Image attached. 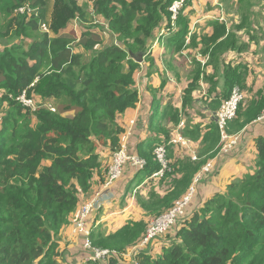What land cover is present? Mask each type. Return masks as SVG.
I'll return each instance as SVG.
<instances>
[{
    "label": "trees",
    "instance_id": "trees-1",
    "mask_svg": "<svg viewBox=\"0 0 264 264\" xmlns=\"http://www.w3.org/2000/svg\"><path fill=\"white\" fill-rule=\"evenodd\" d=\"M86 1L109 32L131 39L125 41L127 47L102 46L100 33L87 30L73 48L74 38L64 30L73 19L84 20L79 0H0V264H66L65 252L58 250L60 233L72 222L81 198L90 195L95 183L105 182L109 156L121 148L126 131L118 119L139 103L136 78L140 63L129 52H143V59L152 63L151 42L166 29L172 30L166 42L173 52L198 47L190 59L191 80L183 90L182 110L190 107L199 79L216 77L219 65L224 78L221 98L228 97L234 85L243 86L247 67L240 62L225 63L222 56L247 49L238 31L252 25L251 8L260 0H235L237 20L212 19L210 32L199 38L190 32L184 7L176 27L170 26L169 7L174 0ZM50 3V33L41 32ZM232 3L219 0L227 13ZM207 65L213 67V74L206 73ZM210 83L212 90L208 91H213L217 82ZM23 92L39 100L35 108L19 102ZM217 98L216 94L215 104ZM156 101L148 114L149 136L137 144V155L145 165L135 168L136 178L153 177L160 169L153 150L164 144L168 169L159 181L169 187L162 195L155 187L148 194L136 195L137 204L152 219L187 193L194 176L220 149L216 121L203 132L199 124H186L183 134L198 138L201 147L196 160L177 159L174 144L168 142L181 109L169 103L160 108ZM45 102L54 110L44 106ZM263 107L264 87L256 97L240 103L236 117L227 123L228 133L241 131L258 118ZM254 146L250 172L231 178L224 190L209 195L180 225L138 247L135 263L264 264V135L254 138ZM148 222L128 220L109 233L96 230L91 234L92 245L113 249L116 254L79 262L132 264L123 256L140 242Z\"/></svg>",
    "mask_w": 264,
    "mask_h": 264
},
{
    "label": "crops",
    "instance_id": "crops-1",
    "mask_svg": "<svg viewBox=\"0 0 264 264\" xmlns=\"http://www.w3.org/2000/svg\"><path fill=\"white\" fill-rule=\"evenodd\" d=\"M207 1L219 5V0ZM262 4H264V0H260L258 4L253 5L251 8L252 25L238 31L242 41L247 44V49L241 52L228 51L222 56L225 63L229 62L233 65L240 62L247 67V70H244L243 73L244 81H242L243 86H241L244 97L242 103H247L251 98L256 97L258 91L262 90L264 87V6L260 11L254 10L256 6ZM216 16V18H220L222 12ZM228 16H231V14L227 13L226 18L222 16L223 19L221 18L220 21L231 22V20L236 21L238 18V16L232 18ZM195 17L200 20L201 25L204 23V15L200 14V12H196ZM210 19L212 20L213 18ZM190 20H192V16H190ZM208 22L202 27L201 25L197 27H191V25H189L190 32H195L198 35L197 38H199L201 33L208 34L211 30V26H209ZM250 35L252 37H250ZM164 37L154 44H152V42L155 38L152 40L151 47L153 48V52L151 55L153 62L150 63L144 58L138 70L136 89L139 94V103L137 107L127 110L122 117L118 119L119 123L126 129L122 136V146L129 157L138 156L137 144L149 136L147 130L148 114L152 105L157 100L156 102L159 104L160 108L169 103L174 108L178 107L181 109L180 121L172 131L169 140L171 141L174 137L180 135L186 140V143H172L169 141L174 144V156L180 160L187 157H190L191 160H196L201 143L198 138L195 140L191 139L185 136L182 131L186 124H199L203 132L206 125L215 121V112L224 99L220 97L221 89L224 84L222 65L218 66L219 70L216 73V77L205 80L202 78L199 79V87L192 93V103L190 107L182 110L183 90L191 80L190 73L192 64L190 59L196 55L198 47L183 49L179 53L173 52L170 45L166 41H163ZM167 37H169V35ZM186 39L188 40V38ZM196 58L201 60L200 56ZM169 63L172 64L171 68L169 67ZM205 71L207 74L214 73V69L210 65L206 66ZM210 81L217 82L213 91H208L209 89L212 90ZM216 94L219 97L217 98L219 103L215 104L213 100H215ZM48 102H53V100L49 99ZM260 115L257 119L246 124L236 135L234 134L235 140L226 151L218 152L207 161L210 163L211 167L208 171L200 173L199 178H201V181L197 184V192L193 193L191 200L185 207L186 216L188 213L200 207L202 202L213 192L224 190L225 184H227L231 178L240 177L254 168L256 156L254 138L264 135V118H259ZM169 142L168 144H170ZM158 145H161V143ZM194 156L195 159L193 158ZM135 172L132 163L127 161L122 167V175L119 179L114 181L107 188L95 183L92 186L90 195L81 198L75 213L71 216L73 221L77 216L80 203L84 202L86 199H88L87 201L92 199L101 200L99 208L93 211L91 210V214L85 223L86 228L90 231V238L91 234L98 229L102 232L109 233L122 226V224L128 220L142 219L148 222V220L150 221L152 219V216L147 215L137 204L136 195H145L146 192L148 194L150 187H155L156 191L162 195L169 187V183H165V181L160 182V175L144 177L143 181L145 183L143 182V184L140 182L138 183L139 186L136 184L137 187L132 191V194L127 195L131 184H134L138 179L135 177ZM198 181L195 183L193 182L192 185H195ZM141 185L142 188L138 190ZM69 227L70 225L61 231L59 241L61 244L65 243V262L66 264H81L82 261L85 260L88 250H85L82 246L83 242L80 238L70 235V232L68 233ZM170 237L171 233L167 234L164 239ZM153 244L154 246L156 245V247L159 246V243L155 244L154 242ZM79 260L82 261L79 262Z\"/></svg>",
    "mask_w": 264,
    "mask_h": 264
},
{
    "label": "built area",
    "instance_id": "built-area-1",
    "mask_svg": "<svg viewBox=\"0 0 264 264\" xmlns=\"http://www.w3.org/2000/svg\"><path fill=\"white\" fill-rule=\"evenodd\" d=\"M171 5V7H169L172 11L170 22L173 25L174 19L176 18L177 14V9L180 8L179 5H181V3L175 2ZM201 60L204 63L206 59L201 58ZM243 99L244 97L241 88L237 85L233 86L230 90L228 97L221 101L218 110L215 112V121L217 123L220 136L219 152L226 151L235 140L234 136L236 134L231 135L226 130L227 123L236 117L237 110ZM18 100L25 107L33 108L34 106H36L35 104H37L35 102L36 99L33 96L28 97L26 92H23L18 97ZM43 105L51 110H54V108L51 107L49 103L45 102L43 103ZM259 118H264V107ZM174 141L186 143V140L180 135H177L174 138ZM153 152L157 161L160 164V170L157 173L159 175L162 174L164 170L168 169L165 155V146L163 144L157 145L154 147ZM193 158L195 159V156ZM127 161H130L132 165L138 169L142 168L145 165V161L140 157H129L124 147L121 146L119 150L113 152L109 156L107 175L105 182L102 184L104 188L109 187L114 181L121 177L122 167ZM210 167V163L207 162L202 167L201 171L195 176L194 182L198 181L200 173L208 171ZM193 191L194 187L191 186L189 191L182 198L178 199L170 209L150 220L146 226V230L143 234L141 242L131 248L123 257L125 259L128 258V261L132 264H136L134 256L137 253L138 247H143L147 244H150L156 238L163 236L166 232H168L170 228L180 225L185 215V207L191 200ZM100 202L101 200L99 199H92L81 203L78 208L77 216L74 221L72 220L70 225L72 232L82 240V246L85 248V250H88L87 256L84 260L85 262L105 260L113 254H116V251L113 249L94 247L90 240V231L85 226V223L89 215L91 214V210L93 211L99 208Z\"/></svg>",
    "mask_w": 264,
    "mask_h": 264
},
{
    "label": "rangeland",
    "instance_id": "rangeland-1",
    "mask_svg": "<svg viewBox=\"0 0 264 264\" xmlns=\"http://www.w3.org/2000/svg\"><path fill=\"white\" fill-rule=\"evenodd\" d=\"M187 0H174L173 2H172V4L173 3H175V2H180L181 3V5H179L180 6V8H178L177 9V14H176V18L174 19V23H173V25L171 24V22H170V26L172 27V28H175L176 27V22H177V17H178V14L180 13V11H181V8L182 7H184V9H183V14L184 15H186V16H189V23H190V25H191V27H197V26H199V25H201L200 24V20L199 19H197L196 17H195V13L196 12H200V14H202V15H204V19H203V24L201 25V27L203 26V25H206L207 24V22L209 21V20H211L210 18H216L217 16V14H220L221 12H222V16H224L223 18H226L227 17V12H226V10H225V8L224 7H221V6H219L217 3H212V2H209V1H207V0H188V2H186ZM233 3H232V7H230V11H229V13L231 14V16H228V17H230V18H232V17H236V16H238L237 15V10H236V8H237V6H236V1L235 0H231ZM208 2V3H207ZM229 3H231L230 1H229ZM79 4H80V6L84 9V11H85V17H84V20L83 21H80L78 18H75V19H73L71 22H70V24L65 28V30H64V33L66 34V35H68V36H70V37H72V38H74V45H73V48H75V43L78 41V39H79V37H80V34H81V32H83V31H87V30H90V31H92V30H96L97 32H99L100 33V36H101V39H102V46H104V45H108V44H118V45H121L122 47H127L128 46V44L127 43H125V39H124V37L123 36H118V35H116V34H112L111 32H109L107 29H106V23H105V21L104 20H102V19H100V16L99 15H97V14H95L94 12H92L91 11V5H90V2L89 1H86V0H79ZM230 5V4H229ZM50 6H51V3H50V5L48 4V8H49V12H48V20L45 22V25H42L41 26V32L42 31H48L49 33H50V29H49V21H50V17H51V12H52V10H50ZM172 6V5H171ZM170 6V7H171ZM264 6V4H262V5H258V6H256L255 7V9L254 10H258V11H260V9L262 8ZM218 7V8H217ZM169 10H170V8H169ZM218 11H221V12H218ZM170 13L172 14V11L170 10ZM190 16H192V20H190ZM222 16L220 17V18H218V19H220L221 20V18H222ZM222 18V19H223ZM225 20V19H224ZM229 22V21H228ZM228 22H226V23H228ZM229 23H231V22H229ZM170 33H172V30H168V29H166V30H164V31H160L159 33H157V35H156V37H155V39L153 40V42H152V44H154V43H156V42H158L160 39H161V37H164V39H163V41L165 42L166 41V38H167V36L170 34ZM130 41H131V39H128L126 42H128V43H130ZM170 42V41H169ZM152 44H151V46H152ZM100 47V46H99ZM98 47V48H99ZM76 48H78V47H76ZM77 50V49H76ZM78 51V50H77ZM142 64V62L140 63V65ZM140 69V68H139ZM138 69V70H139ZM137 72H139V71H137ZM234 86H236V85H234ZM238 86V85H237ZM241 88V87H240ZM35 102L36 103H38L39 102V100L37 101V99L35 100ZM48 102V101H47ZM46 102V103H47ZM36 105V104H35ZM33 108H35V106L33 107ZM127 163V162H126ZM125 163V164H126ZM124 164V165H125ZM135 168V167H134ZM136 169H138V168H136ZM201 181V178H199V181L195 184V185H191V186H193L194 187V191H193V193L194 192H197V184L199 183ZM230 181V180H229ZM138 182H141V183H143L144 181H143V179H137L136 181H135V183L134 184H131V187L129 188V191H128V193H127V195H131L132 194V191L135 189V187H136V184L138 183ZM194 182V181H193ZM195 183V182H194ZM143 185V184H142ZM142 185L138 188V190H140L141 188H142ZM190 186V187H191ZM225 186H226V184H225ZM190 187H189V189H190ZM189 189H188V191H189ZM187 191V192H188ZM193 195V194H192ZM192 197V196H191ZM185 211H186V209H185ZM78 212V211H77ZM186 214V213H185ZM149 221V220H148ZM71 225V224H70ZM146 230V229H145ZM70 232V233H69ZM145 232V231H144ZM68 233L70 234V235H72V236H75L76 237V235L72 232V230H71V226L69 227V230H68ZM105 233V232H104ZM59 241H60V236H59ZM64 247H65V243H63V244H61V242L59 243V245H58V250H60V251H64L65 249H64ZM134 246H132L131 248H133ZM130 248V249H131ZM129 249V250H130ZM131 252V251H130ZM129 252V253H130ZM84 262V261H83Z\"/></svg>",
    "mask_w": 264,
    "mask_h": 264
},
{
    "label": "water",
    "instance_id": "water-1",
    "mask_svg": "<svg viewBox=\"0 0 264 264\" xmlns=\"http://www.w3.org/2000/svg\"><path fill=\"white\" fill-rule=\"evenodd\" d=\"M131 58L138 63H141L143 61V52L137 51V52H129Z\"/></svg>",
    "mask_w": 264,
    "mask_h": 264
},
{
    "label": "bare ground",
    "instance_id": "bare-ground-1",
    "mask_svg": "<svg viewBox=\"0 0 264 264\" xmlns=\"http://www.w3.org/2000/svg\"><path fill=\"white\" fill-rule=\"evenodd\" d=\"M175 138V137H174ZM174 138L171 140V142L172 143H177L176 141H174ZM170 143V142H169ZM166 155V154H165ZM160 170V169H159ZM159 170L154 174V175H158L157 173L159 172ZM159 175H161V174H159ZM152 220V219H151ZM149 223V222H148ZM143 237V236H142ZM142 239V238H141ZM140 242H141V240H140ZM139 242V243H140Z\"/></svg>",
    "mask_w": 264,
    "mask_h": 264
}]
</instances>
